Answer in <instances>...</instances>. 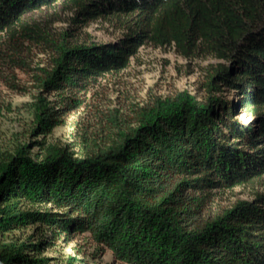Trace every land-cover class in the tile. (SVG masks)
I'll return each mask as SVG.
<instances>
[{"label":"trees","instance_id":"1","mask_svg":"<svg viewBox=\"0 0 264 264\" xmlns=\"http://www.w3.org/2000/svg\"><path fill=\"white\" fill-rule=\"evenodd\" d=\"M58 5L75 23L102 20L122 36L85 43L31 23ZM144 45L218 60L204 95L134 106L82 156L44 142L34 153L0 150L1 264H75L45 254L72 234L122 264H264V191L214 203L216 191L264 176V0H0V79L19 89L14 70L28 75L37 134ZM32 49L46 56L41 65L32 66Z\"/></svg>","mask_w":264,"mask_h":264},{"label":"rangeland","instance_id":"2","mask_svg":"<svg viewBox=\"0 0 264 264\" xmlns=\"http://www.w3.org/2000/svg\"><path fill=\"white\" fill-rule=\"evenodd\" d=\"M29 18L31 23L39 24L49 32L71 30L79 42L114 43L122 36V31L102 20L75 23L73 11L59 5L35 12ZM30 56L32 66L41 65L46 58L37 49H32ZM217 63L219 61L210 56L186 59L171 46H141L129 58L127 67L99 78L86 94L82 106L64 114L61 123L44 135L33 130L30 104L37 90L28 81V75L14 70L16 82L21 85L19 89L5 84L3 79L11 77L0 79V150L26 145L29 152L34 153L38 151L34 142H44L66 147L82 156L96 146L102 147L113 136L110 118L115 117L117 122L127 119L134 106L181 91L203 96L200 84L211 66ZM0 69L2 71L3 67ZM225 93L223 95L229 98L231 93ZM46 99L52 100L50 96ZM263 191L264 176L244 185L216 191L214 203L223 208L230 207L239 200H253L256 193ZM58 248V253L49 249L45 254L59 257L60 261L72 258L75 264H122L113 260L109 251L86 240L85 234L70 235V239Z\"/></svg>","mask_w":264,"mask_h":264},{"label":"water","instance_id":"3","mask_svg":"<svg viewBox=\"0 0 264 264\" xmlns=\"http://www.w3.org/2000/svg\"><path fill=\"white\" fill-rule=\"evenodd\" d=\"M0 264H1V262H0Z\"/></svg>","mask_w":264,"mask_h":264}]
</instances>
